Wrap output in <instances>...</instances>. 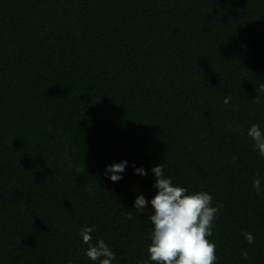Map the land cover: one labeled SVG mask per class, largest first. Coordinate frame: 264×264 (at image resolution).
<instances>
[{
  "label": "trees",
  "instance_id": "obj_1",
  "mask_svg": "<svg viewBox=\"0 0 264 264\" xmlns=\"http://www.w3.org/2000/svg\"><path fill=\"white\" fill-rule=\"evenodd\" d=\"M262 82L264 0H0V264H94L85 226L139 264L151 206L133 201L156 189L133 166L156 164L211 194L215 264H264L246 135L264 130Z\"/></svg>",
  "mask_w": 264,
  "mask_h": 264
},
{
  "label": "clouds",
  "instance_id": "obj_2",
  "mask_svg": "<svg viewBox=\"0 0 264 264\" xmlns=\"http://www.w3.org/2000/svg\"><path fill=\"white\" fill-rule=\"evenodd\" d=\"M255 90L264 93V82ZM246 135L252 139L258 156L264 157V130L252 124ZM127 164L128 161L121 160L106 165L104 175L112 182L121 180ZM133 172L141 176L150 172L154 177L152 187L156 189L150 199L140 193L133 201V208L141 213L146 204L151 206L148 215L152 225L150 243L146 258L139 264H215V244L206 238L212 235V221L217 213V207L211 205V194L205 191L189 193L185 187L173 184L160 164L147 171L142 166H133ZM252 183L259 194L261 180L255 178ZM92 232L93 227L85 226L77 233L80 243L87 245L84 255L94 264H112L115 253L103 239L97 238L95 244L91 243ZM243 235L247 243L253 242L251 233Z\"/></svg>",
  "mask_w": 264,
  "mask_h": 264
}]
</instances>
